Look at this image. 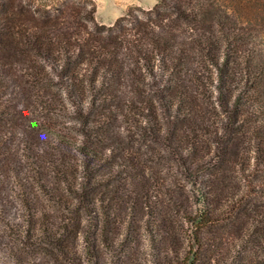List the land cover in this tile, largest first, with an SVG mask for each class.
Returning a JSON list of instances; mask_svg holds the SVG:
<instances>
[{
    "label": "trees",
    "instance_id": "16d2710c",
    "mask_svg": "<svg viewBox=\"0 0 264 264\" xmlns=\"http://www.w3.org/2000/svg\"><path fill=\"white\" fill-rule=\"evenodd\" d=\"M96 15L94 0H0V206L10 183L21 240L73 260L91 224L101 260L136 207L167 241L155 264H175L177 208L193 226L181 264H196L213 247L205 233L264 202V46L243 34L264 32V0H159L111 25ZM65 130L78 137L35 143ZM184 176L199 212L178 203Z\"/></svg>",
    "mask_w": 264,
    "mask_h": 264
},
{
    "label": "rangeland",
    "instance_id": "374dc122",
    "mask_svg": "<svg viewBox=\"0 0 264 264\" xmlns=\"http://www.w3.org/2000/svg\"><path fill=\"white\" fill-rule=\"evenodd\" d=\"M94 1L97 4L96 16L98 21L111 25L130 9H134L142 15L143 10L153 9L159 0ZM258 27L257 24H249L243 32L244 35L249 36L248 38L251 40L253 47L254 45L264 46V32ZM259 36H263L262 39L258 38ZM76 132L75 130L48 131L44 137L36 135L35 143L45 149L57 138H77ZM27 170V166L24 164L21 171L25 173ZM114 175L122 176V173L115 172ZM176 185L178 203L185 206L190 205L191 209L193 208L194 211L199 212L203 202L202 197L199 196L201 191L199 193L196 191L197 189L192 180H188L184 176V180L177 182ZM11 186L7 182L3 185L5 188L3 195L8 197V200L4 201V206H0V264H125L128 262L124 255L126 251L131 255V264H155V261L165 251L167 241H163L158 233L156 237L149 235L148 229L150 228L146 222L147 219L139 220L138 209L135 207L132 211L129 210L130 202L118 205L121 208L120 212L129 211L126 212L128 217L122 215L112 225L113 228L119 229L116 232L119 234L115 237L116 243L114 246L110 247L99 242L101 253L100 251L98 253L102 256L101 260H95V257L91 255L93 246L88 242H92L91 237L96 236L98 233V229L92 224L88 228L90 236L87 234L79 239L76 243V250H73L78 260H73L72 256L55 258L51 255V249H47L41 240L36 242V246L28 247L25 241H22L19 237L25 231V228L18 224L21 223L24 214L19 199L16 197L17 194L12 192L13 188ZM195 191L196 195H193ZM197 200L198 204L193 205V201ZM256 202L258 205L251 214L252 219L250 217L248 220V216L242 213L240 214L241 219H235L230 223L225 221L218 229L213 231L215 233L213 236L205 233V238L214 240L213 247L210 250L203 251L196 264H264V202L259 200ZM172 218H174V230L170 239L176 248L171 251L170 255L173 257L175 264H181L183 261H187L185 257L191 251L193 226L183 219L182 210L177 208Z\"/></svg>",
    "mask_w": 264,
    "mask_h": 264
}]
</instances>
